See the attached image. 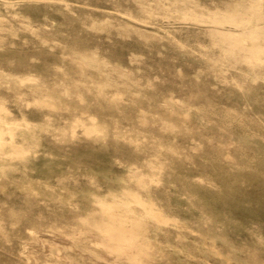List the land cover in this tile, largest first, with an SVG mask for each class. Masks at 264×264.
Returning <instances> with one entry per match:
<instances>
[{"label":"rangeland","instance_id":"rangeland-1","mask_svg":"<svg viewBox=\"0 0 264 264\" xmlns=\"http://www.w3.org/2000/svg\"><path fill=\"white\" fill-rule=\"evenodd\" d=\"M248 36L264 45V0H0V264H27L26 248L65 263L35 241L94 264V238L107 240L97 226L110 223L147 248L132 245L124 264H219L201 257L203 235L221 258L264 264V62L228 42ZM172 99L185 100L169 110ZM201 102L213 123L232 109L253 125L209 129ZM123 168L137 178L123 206L150 204L157 225L108 204ZM44 185L76 193L53 199Z\"/></svg>","mask_w":264,"mask_h":264},{"label":"bare ground","instance_id":"bare-ground-1","mask_svg":"<svg viewBox=\"0 0 264 264\" xmlns=\"http://www.w3.org/2000/svg\"><path fill=\"white\" fill-rule=\"evenodd\" d=\"M124 28L125 27H122V30H124ZM229 38L230 37L228 36L227 39H229ZM42 39H43V41H47L48 40V39H45V38H42ZM241 40L242 41H237L236 42V46L234 45V42L232 40L228 41V42H231V45L233 46L232 49L230 48L233 51V53H236V55L237 54L238 55H244V54L250 55L253 58H255L257 61L264 62V45L263 44H262V46H260V45L255 46L254 43H253L254 38H252L250 36L243 37ZM225 41H227V40H225ZM231 45L230 46L227 45V46L231 47ZM238 45L239 46L245 45V47L239 48ZM258 46H260V47H258ZM236 55L234 54V56H236ZM247 57L249 58V56H247ZM241 60H243V57H241ZM90 61H91L92 64L100 65V68L102 70H104V71L105 70H109L108 71L109 72L108 75H110V77L113 78V79H115L117 76H121V75L129 77V73L128 74L127 73H123L122 70L118 69L115 65L111 64V62H105L103 59L98 58V57H92L90 59ZM204 63H205V69L206 70H213L212 74L216 78H218L220 80L224 79L223 77H225V76L223 75L224 73H223V70H222V68L220 66V64L222 62L219 64L218 60H215L214 58L208 57V58H206V61ZM254 66H256V64ZM243 89H244V87H243ZM189 98H185V99L188 100ZM206 98H205L204 101H206ZM185 99H172L171 100L172 103L168 104V102H167V104H168L167 108L169 110H177V109H179V106H182L181 102L183 100H185ZM103 101L105 103L106 99H104ZM117 104H119V103H108V105L111 106V107L112 106L116 107ZM198 104H199L198 105L199 112L197 114L202 115V116H204L206 118L207 121H204L203 124L208 122L209 123V126H208L209 129L218 126L221 129L222 132L228 133L230 135L231 132L235 129V126L238 125V124L243 125L242 129L244 128V131H246V127H248L249 125L252 127V125H253V122H252V120L250 118H249L250 120L247 121V119H248L247 117L237 113L236 110H232V109L224 110L221 113H219L218 114V119H217L218 121L213 123L211 121L212 119L208 116L207 113L215 112L216 111L215 108L212 105H210L209 103H205L204 104V103L201 102V103H198ZM254 104H255V106H257L261 110L264 109V105H262V103H260L259 101L255 100ZM139 112L140 113H145V110H139ZM174 114L176 115V113H174ZM141 117H140L141 126H148V122H150V120L146 119L145 116H141ZM170 125L172 127L175 124L171 123ZM103 126L106 127V125H104V124H103ZM255 127H256V125H255ZM201 129H203V127ZM254 132H255V130H254ZM177 133L179 135L183 136V131L177 129ZM263 135H264V133H263ZM250 139L252 140L251 137H250ZM241 148L246 149V146H243V145L241 146L240 145V149ZM108 173H110V172H108ZM92 174H91V176H92ZM100 175H102V174H100ZM105 179H106V176H105ZM114 179L117 181V184H118L117 185V189H110L108 187L106 189V194L111 198V200H110V202L108 204L114 205L115 208L120 210L121 214L123 216L127 217V218H129L130 214L135 216L136 223L140 227H141L142 224L147 223L149 220L151 222H153L154 225H157L159 223V221L157 219L153 218V216H151V206H150V204H146L145 208H143V210H141V211H136V210H134L132 208H127V207L123 206V203L125 204V202H124L122 196H124V193H128V191L130 189H132L131 187L137 181V178L134 175H132L128 171V169L123 168V174L120 175V176H117ZM106 181H108V180L106 179ZM104 183H106V182H104ZM52 186H54V185H52ZM44 188L47 191V196L49 198H53V199L54 198L70 199L73 196H75V193H76V192L74 193L73 191L70 190L72 188H70L69 190H67L64 187H61V188L57 187V189H52V188H49L47 185H44ZM35 191H36V189H35ZM93 191L94 190H90V191L85 193V195L88 197L90 203H92V204L94 203L93 202V199H94V192ZM129 198H131V196ZM98 204L104 205V202L100 201V202H98ZM101 225L102 224L98 225L97 229H100L101 232H103V233H105L107 235V240L105 242H102V241L99 240V238H97V237L94 238V244H95V249H93V251L95 253V256H94V259H93L94 260V264H124L127 261V258L126 259L124 258V254H126V253H128V251H130V249L132 248V245L138 247V253H141V255L142 254H146L147 248L143 247L144 244L142 243V241L138 240L134 236V232H131L129 230L124 231V229L116 226L115 224H111V223L107 224L104 228H99V227H101ZM183 228H184V226H182V227L177 226L176 227V229L178 231H180V232H182L181 230ZM157 232L158 231L151 232V236L154 237L155 234H157ZM201 240H202V242H201L202 244L200 245V248L198 247L199 250L202 252V254H201L202 256L201 257H203L206 253H209V256H210L211 255L210 253H212V254H214L216 256L217 255L220 256L219 257V261L221 259L222 262H219V264H221V263L222 264H244V262L242 263V262H239V261L235 260L236 259L235 257H237V256L234 257V260L232 259L233 261L231 259H229V258H224V257L221 258V255L217 252V250L215 248H213L211 240H207V238L204 235L202 236ZM147 242L148 241L144 242L146 244V246H147ZM31 247L34 248V249L37 248L38 250L43 249V251H45L47 253H56L59 256H62V258H63V260L65 262L64 264H89V262H88L89 260H85L83 262H76L75 260L66 257L64 255L63 251H62V248H58L59 250H56V251L54 249H51L50 243L35 241V242H33L31 244ZM22 252H24L27 255V261H28L27 264H42L41 260H39L36 256H34L32 251L29 248H26ZM179 253H180V251H179ZM206 255H208V254H206ZM186 257H184V258H186ZM252 258H254V257L252 256ZM255 260H256V258H255ZM196 261H198V256H197V260ZM199 261H200V259H199ZM129 262H130V264H135L134 261L131 260V259H129ZM197 263H199V262H197ZM200 264H201V262H200Z\"/></svg>","mask_w":264,"mask_h":264}]
</instances>
